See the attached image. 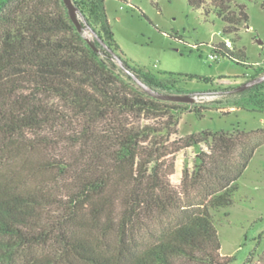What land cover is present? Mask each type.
I'll return each instance as SVG.
<instances>
[{"label":"trees","instance_id":"16d2710c","mask_svg":"<svg viewBox=\"0 0 264 264\" xmlns=\"http://www.w3.org/2000/svg\"><path fill=\"white\" fill-rule=\"evenodd\" d=\"M232 1L213 0V12L206 0L187 3L214 13L228 34L248 21L245 4L231 10ZM73 2L102 44L83 37L63 0H0V264H230L210 210L232 203L257 131L203 130L168 147L179 116L207 108L147 95L125 69L167 93L173 74L129 66L104 0ZM211 49L246 64L244 48L220 40ZM255 66L248 79L264 74ZM201 142L209 152L173 186L163 159ZM165 219L151 241L131 243Z\"/></svg>","mask_w":264,"mask_h":264},{"label":"rangeland","instance_id":"374dc122","mask_svg":"<svg viewBox=\"0 0 264 264\" xmlns=\"http://www.w3.org/2000/svg\"><path fill=\"white\" fill-rule=\"evenodd\" d=\"M212 1L205 3L210 12L216 10ZM240 3L245 4L248 21H242L237 31L228 34L223 33L224 22L214 13L192 8L187 0H104L103 5L113 38L129 66L160 78L173 74L176 82L168 91L199 94L192 103L168 102L207 108L202 109V118L184 111L179 116L177 133L166 142L168 147L178 138L203 130L257 131L251 141L258 143V148L238 178L239 188L232 203L210 212L220 253L232 256L230 264H264V84L250 93L232 91L256 72L255 64L264 65V0H234L229 7L234 10ZM78 8V18L85 26L87 13ZM80 30L94 44L95 34L88 27ZM220 40H229L234 48H244L246 64L212 57L211 47ZM178 74L198 75L209 81ZM208 145L201 142L163 159L165 171L173 165L169 175L173 186L180 187L182 171H191L198 154L209 152ZM164 223L166 219L143 226L134 233L131 243L142 246L151 241L153 232ZM113 238L111 235L109 239Z\"/></svg>","mask_w":264,"mask_h":264},{"label":"water","instance_id":"95a60500","mask_svg":"<svg viewBox=\"0 0 264 264\" xmlns=\"http://www.w3.org/2000/svg\"><path fill=\"white\" fill-rule=\"evenodd\" d=\"M63 3L68 11V14L72 20V22L75 24V26L80 30L81 23L78 18V6L73 2V0H63ZM98 42L101 44L103 43L102 39L99 38L97 35H95ZM118 63L121 65V61L118 59ZM125 71L131 76V78L135 81V83L150 97L163 100V101H170V102H188L192 103L195 99V97L199 94L198 92L188 93V94H173V93H164L161 92L145 82H143L135 73L132 71H129L128 69H125ZM264 81V74L258 77H254L251 79L246 80L243 82L240 86L235 88L232 91L238 92L243 91L247 88L252 87L253 85L260 83Z\"/></svg>","mask_w":264,"mask_h":264},{"label":"built area","instance_id":"2783aa9c","mask_svg":"<svg viewBox=\"0 0 264 264\" xmlns=\"http://www.w3.org/2000/svg\"><path fill=\"white\" fill-rule=\"evenodd\" d=\"M225 43H226V45L228 46V47H232V44H231V42L229 41V40H225ZM212 55V57H214V58H216V57H218V54H215V53H212L211 54ZM262 66H264V65H262Z\"/></svg>","mask_w":264,"mask_h":264}]
</instances>
